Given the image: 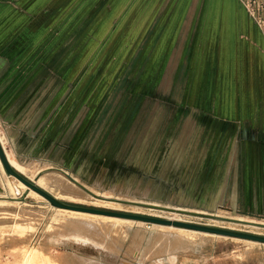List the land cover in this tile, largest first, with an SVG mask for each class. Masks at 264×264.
I'll use <instances>...</instances> for the list:
<instances>
[{"label":"rangeland","instance_id":"obj_1","mask_svg":"<svg viewBox=\"0 0 264 264\" xmlns=\"http://www.w3.org/2000/svg\"><path fill=\"white\" fill-rule=\"evenodd\" d=\"M28 1L21 4L22 29L30 20L35 37L24 53L26 69L52 97L53 135L46 130L34 152L30 136L13 144L0 122L4 150L33 172L56 170L91 195H58L67 204L264 236V212L244 204L241 183L245 165L250 170L256 161L251 144L264 132L237 124L235 97L222 107V68L209 60L222 2L264 29L245 0ZM44 167L51 168L39 172ZM227 169L224 190L219 173ZM28 189L10 198L0 170L3 261L9 246L24 245L42 246L61 264H264L261 242L198 233L191 242L155 238L148 221L121 223L95 238L99 245L77 241L75 223L48 228L55 209ZM21 205L33 219L26 229L14 224L25 219L16 216Z\"/></svg>","mask_w":264,"mask_h":264},{"label":"crops","instance_id":"obj_2","mask_svg":"<svg viewBox=\"0 0 264 264\" xmlns=\"http://www.w3.org/2000/svg\"><path fill=\"white\" fill-rule=\"evenodd\" d=\"M21 4L22 0H0V122L5 124L7 139L13 144L19 137L30 136V146L36 152L47 139L42 134L48 130L47 136L53 135L52 97L47 100L46 87H37L34 72L26 69L31 62L24 53L35 30L30 20L22 29ZM259 7L258 14L264 20V6ZM224 8L222 2L217 18L220 24L210 28L211 41L215 36L217 43H213L209 54L210 64L222 68V107L225 98L235 97L237 124L249 123L253 130L264 132V29L244 10L233 12ZM251 146L256 150V161L251 164V171L245 165L241 176L244 204L254 206L253 211L264 212V136L254 139ZM219 175L225 190L228 169ZM208 178L213 181V174Z\"/></svg>","mask_w":264,"mask_h":264},{"label":"bare ground","instance_id":"obj_3","mask_svg":"<svg viewBox=\"0 0 264 264\" xmlns=\"http://www.w3.org/2000/svg\"><path fill=\"white\" fill-rule=\"evenodd\" d=\"M0 142H2L1 144L4 146V139L1 133H0ZM6 155L13 168H15L21 174H24L25 176L33 180V182L38 187L51 194L54 198H58V195H62L68 198H73L75 200L76 199L84 200L86 197L91 196L86 191L82 190L81 188L76 186L73 182H71L69 179H67L66 176L64 177L63 174L57 172L56 170L55 171L47 170L44 171L43 173L37 174L31 170L30 166L22 164L16 158L12 157L10 153H8L7 151H6ZM47 168H51V167H44L43 169L40 168L41 170L39 172ZM0 170L6 177L9 191L11 193V196H9L10 198H18V196L25 190V188H29L28 186L26 187V185L20 180H18L16 177L6 173L1 161H0ZM121 191L128 192V188L124 187ZM28 193L37 196L36 198L39 200L46 199L44 196H42L41 194H39L38 192L34 191L31 188L28 189ZM4 196L0 195V197H4ZM119 198H122L124 200H129V198H125V197H119ZM49 205L53 207L56 212L54 217L49 221L48 228H51L54 225H62L64 223H69V222L75 223L78 232V235L76 237L77 241H81L84 243L89 241L94 245L100 244L97 242L95 238H100V237L102 238V236H109L111 233L116 232L118 230V225L121 223H126V224L146 223L145 221L132 219V218L110 216V215L94 213V212L62 208V207L54 206L52 204ZM131 206L135 207L136 205L131 204ZM136 207L142 208L139 206ZM23 208L24 207L22 205L19 206V210L16 213V216L18 218H23V219L25 218V219L23 221L16 220L14 224L18 227L21 226L23 229H26L28 227H31L33 219L25 217L26 215L22 211ZM235 218L236 219L240 218V220L237 221H242L241 219L242 217L240 216ZM151 225L154 227L151 234L154 235L155 238H162L164 236L170 235L179 242L193 241L195 239L194 234L196 233L200 234L201 236H208V235L224 236V237L228 236L223 234L211 233L207 231L190 229L181 226H175L172 224L166 225L163 223L152 222ZM168 229H172L173 231L172 232L168 231ZM143 237L147 239L149 237L152 238L151 235L149 237L143 235ZM243 239L252 243L259 242L256 240H251L246 238ZM261 243L264 244V242ZM1 252L2 250H0V264H61L58 257H55L54 255L44 251L42 246L30 247L24 245H11L7 248L5 252V254L8 256L10 255L11 258L6 256V258L4 257L5 258L4 261L1 259V255H2ZM160 264H164V263H160Z\"/></svg>","mask_w":264,"mask_h":264},{"label":"water","instance_id":"obj_4","mask_svg":"<svg viewBox=\"0 0 264 264\" xmlns=\"http://www.w3.org/2000/svg\"><path fill=\"white\" fill-rule=\"evenodd\" d=\"M0 161L3 165L4 170L8 174L16 177L18 180L23 182L26 186H28L29 188L38 192L42 196H44L50 202V204L57 206V207L74 209V210H81V211H87V212H94V213H102V214H114V215L119 216V217L132 218V219L142 220L145 222L148 221V222H155V223L172 224L175 226H181V227H186V228H190V229H196V230L207 231V232H211V233L223 234V235H228V236H235V237H240V238L256 240L259 242H264V236L240 232V231H236V230H228V229H222V228H217V227L203 226V225L192 224V223H188V222H182V221H178V220H174V221L164 220V219L148 217V216H143V215H136V214H122V213H113V212H108V211H100V210H95V209L86 208V207H82V206L67 204V203H64V202L57 200L51 194L44 191L43 189L36 186L35 184H33L28 179H26L22 174H20V172H18L15 168H13L12 165L10 164L8 158H7L6 151L4 150V147L2 146L1 142H0Z\"/></svg>","mask_w":264,"mask_h":264},{"label":"built area","instance_id":"obj_5","mask_svg":"<svg viewBox=\"0 0 264 264\" xmlns=\"http://www.w3.org/2000/svg\"><path fill=\"white\" fill-rule=\"evenodd\" d=\"M244 3H245V6H246L249 14L254 18V20L258 24H263L264 20L258 14V9L260 8L259 7L260 5H257L255 0H245Z\"/></svg>","mask_w":264,"mask_h":264}]
</instances>
